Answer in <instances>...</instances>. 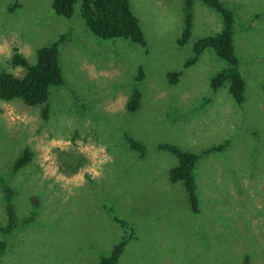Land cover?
I'll use <instances>...</instances> for the list:
<instances>
[{
    "label": "rangeland",
    "instance_id": "rangeland-1",
    "mask_svg": "<svg viewBox=\"0 0 264 264\" xmlns=\"http://www.w3.org/2000/svg\"><path fill=\"white\" fill-rule=\"evenodd\" d=\"M219 1L233 13L239 105L225 83L209 85L226 66L212 49L183 65L193 43L221 27L198 0L183 45L181 0H128L143 46L92 34L79 0L70 17L50 0H0V72L23 74L13 48L32 64L37 47L64 36L63 80L49 87L45 118L42 105L0 99V178L15 212L0 233V264H98L122 238L116 264H264V0ZM168 72H179L174 83ZM132 90L139 103L128 111ZM125 136L143 145L141 156ZM162 143L198 154L223 145L195 162L196 212L168 181L176 159ZM24 150L28 161L13 171Z\"/></svg>",
    "mask_w": 264,
    "mask_h": 264
},
{
    "label": "trees",
    "instance_id": "trees-1",
    "mask_svg": "<svg viewBox=\"0 0 264 264\" xmlns=\"http://www.w3.org/2000/svg\"><path fill=\"white\" fill-rule=\"evenodd\" d=\"M194 0H181L182 3V28L176 43L183 45L189 35L192 23V5ZM209 9L219 14L221 27L212 35L198 38L192 46V56L184 62V66L193 63L204 48H210L221 58L226 66L216 72L210 79V87L216 90L222 84H226L227 92L233 101L239 105L243 101L244 81L238 70V61L234 53L232 43L233 13L223 6L219 0H198ZM77 0H50V7L56 15L70 17L74 4ZM79 13L84 21L85 27L95 36L100 38H122L131 43L143 46L144 36L138 24L137 18L131 12L128 0H79ZM64 39L60 35L55 41L35 49V61L29 64L15 48L11 55L12 66H20L24 72L16 77L8 72H0V99H19L27 106L42 105L41 115L43 118L47 112V97L49 87L62 84V73L58 63V45ZM179 72H168L166 74L169 83H174ZM141 76V72H138ZM139 92L132 90L128 96L125 108L134 111L138 107ZM130 149L141 156L144 147L134 139L125 136ZM223 145L210 146L203 149L200 154L221 150ZM157 148L171 153L176 163L167 172L169 182H180L185 192L187 202L192 212L197 211L196 194L194 190L193 168L198 153L182 150L179 147L162 143ZM29 159V153L24 150L13 165L16 170L24 165ZM0 189L3 195L6 223L0 227V233H8L15 226V212L11 202L13 190L0 178ZM115 221H118L114 217ZM127 238H122L113 245L107 256H101L98 264H116L118 256L123 250ZM4 240H0V254L4 249Z\"/></svg>",
    "mask_w": 264,
    "mask_h": 264
}]
</instances>
